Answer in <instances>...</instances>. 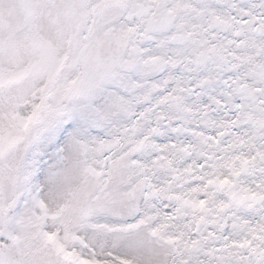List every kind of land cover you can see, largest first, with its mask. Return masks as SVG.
I'll return each mask as SVG.
<instances>
[{"label":"snow or ice","instance_id":"1","mask_svg":"<svg viewBox=\"0 0 264 264\" xmlns=\"http://www.w3.org/2000/svg\"><path fill=\"white\" fill-rule=\"evenodd\" d=\"M0 264H264V0H0Z\"/></svg>","mask_w":264,"mask_h":264}]
</instances>
